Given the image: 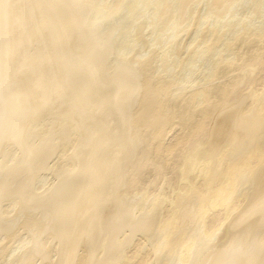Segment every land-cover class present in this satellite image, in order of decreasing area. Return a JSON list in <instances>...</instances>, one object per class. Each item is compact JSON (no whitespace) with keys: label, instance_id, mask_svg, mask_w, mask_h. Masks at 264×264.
I'll return each mask as SVG.
<instances>
[{"label":"bare ground","instance_id":"bare-ground-1","mask_svg":"<svg viewBox=\"0 0 264 264\" xmlns=\"http://www.w3.org/2000/svg\"><path fill=\"white\" fill-rule=\"evenodd\" d=\"M0 264H264V0H0Z\"/></svg>","mask_w":264,"mask_h":264}]
</instances>
